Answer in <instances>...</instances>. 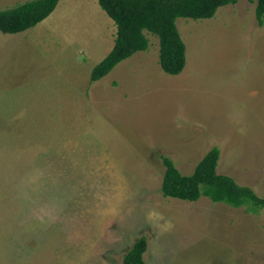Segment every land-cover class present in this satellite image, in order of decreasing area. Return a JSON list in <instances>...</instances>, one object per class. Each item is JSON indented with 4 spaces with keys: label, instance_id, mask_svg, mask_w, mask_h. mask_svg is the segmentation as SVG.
Returning <instances> with one entry per match:
<instances>
[{
    "label": "rangeland",
    "instance_id": "obj_1",
    "mask_svg": "<svg viewBox=\"0 0 264 264\" xmlns=\"http://www.w3.org/2000/svg\"><path fill=\"white\" fill-rule=\"evenodd\" d=\"M34 0H0V11ZM257 0L178 19L186 67L159 38L92 83L115 23L99 0H61L36 27L0 32V264H264V210L165 198L218 148L217 173L264 198V24Z\"/></svg>",
    "mask_w": 264,
    "mask_h": 264
},
{
    "label": "trees",
    "instance_id": "obj_2",
    "mask_svg": "<svg viewBox=\"0 0 264 264\" xmlns=\"http://www.w3.org/2000/svg\"><path fill=\"white\" fill-rule=\"evenodd\" d=\"M240 0H99L101 9L115 23L117 36L109 55L92 71L91 81L96 83L108 76L121 62L149 49L145 32L159 38L160 65L172 76L180 75L186 67V45L177 27L178 19L206 20L217 11ZM61 0H34L12 10L0 11V32L15 35L26 32L48 19ZM256 17L264 24V0H257ZM221 152L214 148L196 168L194 174L184 176L170 158L163 163L166 172L162 184L165 198L194 203L208 198L234 208H246L258 214L264 210V198L249 187L217 173ZM148 240L141 237L127 251L123 264H146L144 256Z\"/></svg>",
    "mask_w": 264,
    "mask_h": 264
}]
</instances>
